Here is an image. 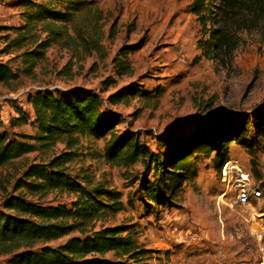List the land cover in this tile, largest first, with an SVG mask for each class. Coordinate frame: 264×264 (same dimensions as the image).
Instances as JSON below:
<instances>
[{
    "label": "rangeland",
    "instance_id": "374dc122",
    "mask_svg": "<svg viewBox=\"0 0 264 264\" xmlns=\"http://www.w3.org/2000/svg\"><path fill=\"white\" fill-rule=\"evenodd\" d=\"M3 1L0 62L18 74L15 91L0 87L1 119L9 135H34L32 112L24 95L35 89H81L98 94L104 105L102 112L119 120L114 133L133 134L158 155L165 152L159 145L161 141H175L178 136L189 134L198 119L218 113L247 116L264 105V14L256 15L255 10L256 4L264 6V0H244V7L232 15L229 27L236 48L226 65L202 55L198 44L205 39V32L190 13L191 0H91L99 12L98 22L89 26L96 33L89 38L83 22L87 15L78 17L69 31L71 35L77 31L79 40L86 41L72 49L50 48L32 75L23 72L18 57L21 51L10 49L2 53L5 39L14 38L13 28L23 25L22 3ZM118 65L127 67L117 69ZM130 86L138 90L134 98L117 105L107 102L110 95ZM14 107L28 115L29 121L16 123ZM104 143L82 139L79 159L69 171L78 175L81 183L99 182L106 190L119 194L123 210L110 215L106 227L132 228L141 246L150 235L165 240L172 232L182 240L196 237L225 256L256 254L251 235L261 229L259 221L264 218L261 142L253 141L252 151L231 143L224 157L237 160L250 170L256 182H261L260 203L247 207L233 203L232 192L220 181L215 154L199 155L190 162L182 187L173 193L169 204L152 205L137 190L140 180L153 182L151 172L141 163L128 168L107 164ZM63 150L61 144L46 154L36 149L17 161L16 167L23 169ZM6 176L2 173L0 179ZM72 200L71 195L54 194L45 203L68 207ZM69 238L48 246L54 248ZM179 242L176 244H183ZM148 251L149 258L158 253Z\"/></svg>",
    "mask_w": 264,
    "mask_h": 264
},
{
    "label": "trees",
    "instance_id": "16d2710c",
    "mask_svg": "<svg viewBox=\"0 0 264 264\" xmlns=\"http://www.w3.org/2000/svg\"><path fill=\"white\" fill-rule=\"evenodd\" d=\"M18 2L23 6V25L13 28L14 38L5 39L2 53L21 51L18 57L26 75H32L50 48L72 49L86 41L79 40L77 31L70 34L78 17L87 15L83 22L89 38L96 33L89 26L98 22L99 12L91 0ZM244 5V0H191L190 13L205 32V39L198 44L203 56L226 65L236 48L229 21ZM255 10L256 15L264 14L262 4H256ZM121 65L117 69H126ZM17 80L18 74L0 62V87L13 92ZM138 94L136 88L124 87L110 95L107 102L117 105ZM25 97L32 112L33 136L9 135L0 107V175H8L0 179L3 264H149V251L139 244L132 228L105 226L110 215L123 210L119 194L106 190L99 182L81 183L78 175L69 171L79 159L82 139L103 140L104 159L111 166L128 168L141 163L151 172L153 182L142 179L137 190L150 204L161 207L169 204L173 193L182 187L190 162L199 155L215 154V164L220 168L231 143L251 151L253 141L264 145V105L247 116L218 113L198 119L189 134L175 141H161L159 145L165 152L158 155L133 134L114 133L119 120L102 112L104 105L98 94L81 89H41ZM14 109L16 123L29 121L20 108ZM58 144L64 150L57 155L51 153L48 159L23 169L16 167L17 161L36 149L46 154ZM54 194L71 195L73 200L68 207L46 204L45 199ZM68 237L61 245L48 246Z\"/></svg>",
    "mask_w": 264,
    "mask_h": 264
},
{
    "label": "crops",
    "instance_id": "0c3cea01",
    "mask_svg": "<svg viewBox=\"0 0 264 264\" xmlns=\"http://www.w3.org/2000/svg\"><path fill=\"white\" fill-rule=\"evenodd\" d=\"M0 0V9L2 3ZM4 2V1H3ZM9 3V2H4ZM0 15V27H2ZM264 219V218H262ZM168 239H163L160 237L156 240L151 235L147 237V241L144 243L143 248L145 250H155L158 253L151 254L149 258V264H189V262H195L198 264H213L217 258L216 251L208 243L199 240L196 237H187L181 241L183 244H176L174 242V233L169 232ZM156 243L160 246L156 247ZM259 255L256 251V254L253 256L248 255H224V264H256L258 261Z\"/></svg>",
    "mask_w": 264,
    "mask_h": 264
},
{
    "label": "built area",
    "instance_id": "2783aa9c",
    "mask_svg": "<svg viewBox=\"0 0 264 264\" xmlns=\"http://www.w3.org/2000/svg\"><path fill=\"white\" fill-rule=\"evenodd\" d=\"M41 89H35L38 91ZM45 90V89H42ZM30 93L27 92L26 94ZM26 94L24 96H26ZM17 96H15L16 98ZM261 172L264 176V160L261 162ZM220 181L232 192L233 203L238 207L259 204L263 193L261 182H256L250 170L241 165L237 160L227 159L219 168ZM261 229L253 231L251 238L255 242V248L259 255L256 264H264V219L259 221ZM174 242L178 243L181 239L175 237ZM180 243V242H179ZM217 258L213 264H224V254L221 250L217 251ZM189 264H198L189 262Z\"/></svg>",
    "mask_w": 264,
    "mask_h": 264
}]
</instances>
